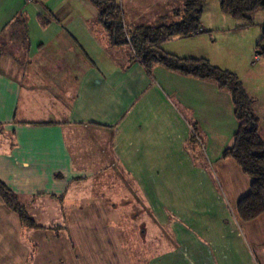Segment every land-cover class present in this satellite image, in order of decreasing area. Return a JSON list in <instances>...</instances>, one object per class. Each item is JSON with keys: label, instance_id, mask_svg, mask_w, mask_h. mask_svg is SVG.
Wrapping results in <instances>:
<instances>
[{"label": "crops", "instance_id": "obj_1", "mask_svg": "<svg viewBox=\"0 0 264 264\" xmlns=\"http://www.w3.org/2000/svg\"><path fill=\"white\" fill-rule=\"evenodd\" d=\"M115 1L131 31L171 21L189 0ZM197 36L162 48L203 58ZM0 46V180L45 227L26 228L0 197V264H124L100 200L66 216L64 249L39 214L59 219L71 188L94 173H116L118 189L131 179L149 220L178 222L170 259L152 263L264 264V214L246 223L237 213L252 181L222 160L239 126L228 92L161 66L150 76L130 45H112L91 0H0ZM88 209L96 232L78 225Z\"/></svg>", "mask_w": 264, "mask_h": 264}, {"label": "trees", "instance_id": "obj_2", "mask_svg": "<svg viewBox=\"0 0 264 264\" xmlns=\"http://www.w3.org/2000/svg\"><path fill=\"white\" fill-rule=\"evenodd\" d=\"M99 10V22L110 36L113 46L130 45L136 58L151 76L161 66L170 72L211 82L230 94L234 113L239 124L233 144L222 154V160L233 159L252 181L251 192L243 198L237 213L241 221L251 222L264 214V140L260 121L254 112V101L235 74L221 70L204 58H183L165 52L162 44L172 38H191L205 33L202 28L204 8L209 0H189L183 11L177 12L171 21L154 27L139 26L129 31L124 13L115 0H91ZM224 15L236 20L249 21L251 16L264 11V0H217ZM129 38V40H128ZM259 56H264V27L257 43ZM3 50L0 46V62ZM0 197L5 205L16 213L28 229H41L30 217L19 197L0 180Z\"/></svg>", "mask_w": 264, "mask_h": 264}, {"label": "rangeland", "instance_id": "obj_3", "mask_svg": "<svg viewBox=\"0 0 264 264\" xmlns=\"http://www.w3.org/2000/svg\"><path fill=\"white\" fill-rule=\"evenodd\" d=\"M213 2L216 9L213 11L207 9L202 18L205 23H210L209 25L213 28H208L205 33L197 36L201 45L205 44L201 48L200 54L202 53V57L209 60L217 68L238 76L246 92L254 101L256 114L261 116L260 131H262L263 135L261 134V136L264 138V56H259L256 49L257 43L262 37L264 15H252V25L249 21L236 20L223 13L219 14L220 19L218 20V6L220 4L217 0ZM162 49L164 50V48ZM116 177V173H94L89 180L78 181L76 186L71 188L68 201L61 204L62 214H60L59 219H57L58 214L55 211L47 214L41 212L39 214L45 218L43 223H51L53 231L59 237L62 236L59 244L64 249L65 245H69L68 239L70 238L66 236L65 230H68L72 223V220L70 221L66 216L75 209L82 210L87 207L90 198L92 200L97 199L100 200L102 208L110 214L111 221L109 224L116 227L111 228V231L116 230L119 234L117 248L120 250L124 264H154L152 262L156 258L157 261L170 259V257L163 258L166 255L165 246L169 249L173 247L170 230L172 228L173 234L177 232L178 222L170 221L165 227V222L149 220L148 216L142 212L143 209H147V206L136 204L137 201H142V198L131 188L132 180L123 182V188L118 189L116 188ZM124 177L127 178L126 175ZM107 184L109 186L112 184L114 187L106 188ZM26 209L30 214L33 212L31 206H27ZM51 209L53 210V206ZM88 211L89 209L84 215L86 220L79 221L78 225L83 223L96 232L99 229L97 224L100 221L94 215H89ZM233 215L234 212L231 213V217ZM51 217L57 220L51 221ZM34 222L37 224L36 221ZM39 223L41 224L40 221ZM166 241L170 244L168 242L165 244ZM172 256L176 261L182 258L181 253H174Z\"/></svg>", "mask_w": 264, "mask_h": 264}, {"label": "built area", "instance_id": "obj_4", "mask_svg": "<svg viewBox=\"0 0 264 264\" xmlns=\"http://www.w3.org/2000/svg\"><path fill=\"white\" fill-rule=\"evenodd\" d=\"M34 0H27V2L28 3H32ZM128 40H129V38H128Z\"/></svg>", "mask_w": 264, "mask_h": 264}]
</instances>
